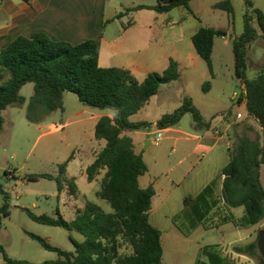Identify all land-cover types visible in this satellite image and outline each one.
<instances>
[{"label": "trees", "instance_id": "trees-1", "mask_svg": "<svg viewBox=\"0 0 264 264\" xmlns=\"http://www.w3.org/2000/svg\"><path fill=\"white\" fill-rule=\"evenodd\" d=\"M193 1L158 0V5H142L134 10L147 9L167 14L174 9L183 8L194 15L191 10ZM244 3V29L232 41L235 76L246 85L248 118L257 122L264 135V69L253 79L247 73L248 50L255 41L264 39V10L255 7L252 0H244ZM215 8L225 11L233 19L234 7L230 0L216 4ZM225 36L224 29L201 27L192 38L197 54L210 72H213L215 39ZM100 49L101 38L74 45L37 33L29 38L18 36L0 51V133L5 124L3 112L13 105L26 102L20 92L28 83L35 86L28 106L30 122L38 124L62 109L66 93L77 95L85 106L113 112L112 118L104 116L95 127V139L104 141L105 146L86 171L89 182L104 174L98 195L111 206L112 212H106L101 205L91 200L86 202L72 221L66 220L59 209L56 211L58 218L36 215L27 210L29 216L39 224L62 227L68 232L83 236V242L70 238L75 246L74 252L54 247L35 234L29 235L44 249L59 255V259L42 264H162V232L151 224L149 218L155 189L153 186H140L139 179L148 172V167L143 156L136 152L133 139L126 132L151 127L150 123L133 122L131 118L158 94L162 85L180 79L179 64L171 60L163 73H150L140 82L129 70L100 67ZM188 114L193 117L197 127L205 124L200 110L186 96L181 107L165 114L158 121L157 127L167 129L176 126ZM248 131L255 132V128L250 124L244 131L238 130L235 141L229 148L230 160L222 171L225 176L222 186L223 205L214 196L211 186L196 198L185 199V205H193L192 216L196 222L214 221L222 206L227 209H244L245 216L241 226L260 225L264 222V187L261 182L264 138L258 134L252 138ZM67 166L68 163L63 169ZM38 177L53 179L50 175ZM38 177L28 176V179L36 181ZM57 182L60 192L63 182ZM70 185L73 189L76 188L75 182L72 181ZM0 193L5 199L0 212L8 215L10 196L2 185ZM221 221L229 223L231 219L224 216ZM210 248H204L201 255L206 256L208 262L198 259L196 264H231L220 256L205 253V249ZM0 251L5 264H33L9 258L1 247ZM233 251L252 258L258 257L260 264H264L257 248V240L236 245Z\"/></svg>", "mask_w": 264, "mask_h": 264}, {"label": "rangeland", "instance_id": "rangeland-1", "mask_svg": "<svg viewBox=\"0 0 264 264\" xmlns=\"http://www.w3.org/2000/svg\"><path fill=\"white\" fill-rule=\"evenodd\" d=\"M223 1L225 0H198L193 4L191 3V10L194 15L191 16L187 9L182 8L176 9L173 16L186 18L184 19L185 29L189 32L194 31L198 26L217 27L218 23L222 25L226 21L225 11L215 8L216 4ZM230 1L234 7L232 22L236 20V31L239 34L243 31L240 15L242 11L246 10V6L243 3L244 0ZM256 3L259 8H264V0ZM136 4L158 5V0H119L118 13L126 25L136 15L132 8H135ZM148 14L151 13L148 12ZM156 14L162 17L166 16L162 13ZM223 43L224 41L217 37L216 49L212 57L213 72H210L205 62L200 61L201 66L199 68L193 67L192 70H184L182 81L171 85H162V97H170L174 107L183 90L186 89L193 101L199 106H208L211 110L224 109L219 116H226L231 110L233 112L242 111V108L230 100L234 91L240 89L234 74L235 55L233 46L230 43L226 47ZM251 48L253 49L248 55L247 73L253 79L264 69V44L259 41V43H253ZM254 60L258 61L256 67L253 63ZM34 89L33 83H28L22 88L20 95L26 102L22 105H13L7 109L5 125L0 133V185L10 196L9 214L0 212V247L11 259L42 264L46 261L59 259V255L44 249L29 234L40 236L46 239L50 245L68 252L75 251L71 237L77 242H83L84 237L75 232H68L62 227L39 224L29 216L27 210L36 215L58 218L56 211L60 209L62 216L66 220L72 221L77 216L78 211L85 207L88 200L98 203L106 212H112V208L98 195L104 174L97 176L96 180L91 183L85 177V167L94 161L102 148L88 143L94 136V128L86 122L87 114H79L83 105L77 95L66 93L63 108L50 114L37 124L28 119V106ZM217 100L221 101L218 102ZM192 121L193 117L188 114L184 116L182 124L188 126ZM250 124L255 128V132L250 134L251 137L254 138L258 134L264 138L257 122L249 119L248 116L236 123L235 127L245 129ZM60 125L65 127L60 129ZM155 130H157L156 127L150 129V131ZM159 151V146L152 145L145 155L152 172L163 169V167L160 168V165L155 166L152 162V157ZM220 154V159L211 168V176L214 178L220 177L221 171L230 160V153L227 149H222ZM66 163L69 164V168L63 169ZM41 175H50L53 179L39 178L38 176ZM28 176H36L38 179L29 181ZM58 180L63 182V188L60 192L58 191ZM72 181L75 182L76 188L74 189L70 185ZM261 182L264 187V165L261 168ZM187 187V185H183L178 192L180 194L186 192ZM4 204L5 199L0 193V207H3ZM224 216H229L231 221L223 223L221 220ZM244 216L243 208L227 209L224 206L221 207L219 215L214 221L211 219L199 223L195 221L192 213L189 215L182 212L176 214L172 217L171 222H174L189 239L183 241L182 245L172 248L169 244H172L174 239L177 240L174 236L175 231L170 230V228L164 229L166 251L164 262L193 264V258L199 246L203 245L201 251L206 247H213L228 249L233 252L236 245L258 240V233L264 229V222L260 225L241 226ZM159 219V216L152 215L150 222L158 227H164L160 224ZM168 233L170 234L167 241L166 235L168 236ZM175 250L179 254L173 258V254L170 252L174 253ZM201 251L200 256L203 254ZM253 259L255 261H242L238 264H260L258 257ZM230 260L234 262L236 259L232 256ZM0 264H5L1 251Z\"/></svg>", "mask_w": 264, "mask_h": 264}, {"label": "crops", "instance_id": "crops-1", "mask_svg": "<svg viewBox=\"0 0 264 264\" xmlns=\"http://www.w3.org/2000/svg\"><path fill=\"white\" fill-rule=\"evenodd\" d=\"M196 1L198 0H194L192 4ZM261 1L252 0L257 8H259V5L256 2ZM118 4L119 0H0V51L18 36L29 38L34 34L44 33L55 41H64L74 45L83 43L86 40L101 38L98 59L100 67L129 70L140 82H143L150 73H163L168 69L171 60H175L179 64L181 74L180 79L172 83L184 79V70H192L193 67L199 68L201 66L200 61L203 60L197 54L192 38L201 27L205 26H198L194 31L189 32L185 29L184 19L186 18L173 16L176 9L167 14L162 13L166 15L164 17L157 15L158 12L155 10H135L136 15L126 25L123 18L121 19L119 16ZM139 5L142 6V4H136L135 8ZM148 12L151 14H148ZM224 13L226 14L224 15L226 21L222 25L218 23L217 27L213 28L226 31V36L220 38L224 41L223 45L227 47L243 31L237 34L236 20L232 22L230 16L226 12ZM244 13L245 10L240 15L242 22ZM216 41L217 38L214 42L213 56ZM259 41L264 44L262 38L254 43H259ZM252 49L250 46L248 55ZM253 63L255 67L258 65L257 60H254ZM233 64H235V61ZM238 83L241 87L242 81L238 80ZM162 89L160 88L158 94L153 96L146 106L131 118L133 122L150 123L151 127L126 132V135L133 139L136 152L143 156L148 167V172L139 179L140 186L142 188L153 186L155 189L149 218L152 215L159 216L160 224L164 226L158 227L151 223L162 232L164 250L162 264H173L171 261L169 263L164 262L166 254L164 229L168 230L170 228V230L175 231L174 236L177 240L174 239L172 244H169L170 247L176 248L182 245L183 241H187L189 237L184 235L174 222H171L172 217L181 212L191 214L193 205H185V199L196 198L209 186L213 188L214 196L220 200V205H223V174L221 171L220 177L214 178L211 176V168L220 159V151L224 148L229 151L228 143L232 145L235 141L236 132L238 130L244 131V128L237 129L236 124L231 123V118L234 114L240 112L239 110L236 112L231 110L226 116H219L224 109L211 110L210 107L199 106L193 101L200 110L205 124L197 127L193 119L188 126H185L182 124V119L178 125L164 129L163 140L160 144L155 145L151 142L152 138L150 139V137L152 136L150 134L159 129L157 127L158 121L165 114H170L180 108L185 96L191 98V95L185 89L179 97L178 103L173 107L170 97H162ZM230 100L234 102L233 95L230 96ZM217 101L220 102L221 100ZM82 105L83 109L79 114L88 115L85 118L86 122L94 130L101 118L104 116L113 117V112L101 111ZM239 108H242V111L248 116L247 106H239ZM6 111L7 109L3 112L4 118ZM62 127L65 126L60 125L59 128ZM152 127H156L157 130L150 131ZM251 133V131H248L249 136H251ZM90 141L88 143L98 145L100 148L105 146V142L96 140L95 136ZM152 145L160 147L159 153L152 157L155 166L160 165V168L163 167L158 172H152L145 156ZM90 165L84 169L87 180L86 171ZM183 185L188 186L187 191L180 194L178 191ZM60 212L62 214L61 210ZM169 234L166 235L167 241ZM202 247L203 245L197 248L193 264H196L198 259L208 262L206 256L200 258ZM170 253L173 254V258L179 254L176 250L174 253L172 251ZM205 253L220 256L231 264H238L242 261H255L252 257L234 251L230 252L228 249L211 247L208 250L205 249ZM232 256L236 259L234 262L230 260Z\"/></svg>", "mask_w": 264, "mask_h": 264}, {"label": "built area", "instance_id": "built-area-1", "mask_svg": "<svg viewBox=\"0 0 264 264\" xmlns=\"http://www.w3.org/2000/svg\"><path fill=\"white\" fill-rule=\"evenodd\" d=\"M233 100L238 106H246L247 104V89L244 82H242L241 87L238 91L234 92L233 94ZM246 117V113L244 111H240L233 115L231 118V123L236 124L240 121L244 120ZM164 129H158L155 133H151V136H154L151 139V142L155 145H158L160 141L164 138ZM229 148L231 147V144L228 143ZM223 178L225 176L223 175Z\"/></svg>", "mask_w": 264, "mask_h": 264}, {"label": "water", "instance_id": "water-1", "mask_svg": "<svg viewBox=\"0 0 264 264\" xmlns=\"http://www.w3.org/2000/svg\"><path fill=\"white\" fill-rule=\"evenodd\" d=\"M257 248L264 259V229L260 230L258 233Z\"/></svg>", "mask_w": 264, "mask_h": 264}]
</instances>
